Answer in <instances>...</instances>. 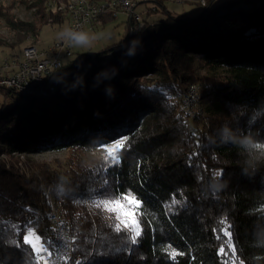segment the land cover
Segmentation results:
<instances>
[{
  "label": "trees",
  "instance_id": "trees-1",
  "mask_svg": "<svg viewBox=\"0 0 264 264\" xmlns=\"http://www.w3.org/2000/svg\"><path fill=\"white\" fill-rule=\"evenodd\" d=\"M19 1L34 18L17 19L9 7L0 11L21 37L0 40V47L31 45L44 26L67 21L55 8L70 0ZM199 2L184 0L188 14L154 1L142 25L130 20L125 38L82 57L80 79L52 99L27 100L0 89V152L73 153L125 138L117 165L88 166L70 156L64 168L25 176L0 161V264L35 262L23 245L29 221L42 240L52 241L50 204L41 201L46 187L70 230L66 264H89L106 247L123 246L115 219L92 201L102 191L129 190L147 204L140 242L135 253L125 251L110 264H173V251L178 264H226L231 254L219 251H230L225 231L236 264H264V152L254 147L264 144V0ZM114 14L96 22L107 24ZM153 14L159 17L148 21ZM190 84L200 87L204 117L188 118L176 101ZM173 198L184 202L175 206L178 214L169 211ZM12 239L20 248L7 243Z\"/></svg>",
  "mask_w": 264,
  "mask_h": 264
},
{
  "label": "rangeland",
  "instance_id": "rangeland-1",
  "mask_svg": "<svg viewBox=\"0 0 264 264\" xmlns=\"http://www.w3.org/2000/svg\"><path fill=\"white\" fill-rule=\"evenodd\" d=\"M154 1L156 0H133V2L135 3L134 10L135 12L138 13V15L140 16L142 20L146 19L148 10L150 11L154 10L153 9V7L155 6ZM163 1L166 3L168 9L170 10H174L177 12H185L188 14L191 13L190 5L184 3V0H163ZM199 3L200 5H202L201 4L202 1H200ZM61 4H64V3H61ZM8 7L10 8L9 12L12 14L13 17L17 19H20L22 21H30L34 18L33 11L27 9L24 6V4H22V2H20L19 0H0V11L2 13H4L5 9ZM55 9H57L58 11H64V9H62L59 6ZM157 17H159V15L153 14L152 17H149L147 20L150 21V20L156 19ZM127 23H128V16L121 11H118L114 16V19L108 22L107 24L102 25L94 21L91 24L90 29L86 33L88 37L87 42L83 45L77 44L76 42L73 43L72 45L73 56L71 58L79 59L87 54L96 53L114 44H117L128 33ZM67 26H68V18H67V21H65L63 24L44 26L41 29L38 38L35 40H31V41L29 40L28 42L32 43L31 45H34L39 49H45L47 46L52 44L54 40L58 39L59 37L63 36L66 33ZM19 39H21V37L17 36V34L9 30L6 26V23L3 17L0 16V40L9 44V43H15ZM20 48L21 46L16 47L14 49L9 48L7 46L0 47V64H2V62L6 58L7 59L10 58ZM67 71H68L67 69L62 70V74H65ZM200 74H203V70L200 71ZM60 76L61 75H59V73L53 74L49 80L50 81L54 80ZM192 85L200 89L198 84H190L189 86H192ZM180 96H177L176 101L180 102L179 100ZM180 105H181L183 113L185 114L184 108L182 107L181 102H180ZM201 116L204 117V112L202 113ZM118 141L119 140H115L113 142H110L108 144H105L103 146H100L98 148H95L89 151L77 149V150H74L73 153H71L70 151L66 149L43 151V152L34 153V154L8 155L6 153L0 152V161L4 162L7 166L14 165L18 167V169L22 173H24L25 176H28L32 172H37V169L41 167H44L50 170L58 168L59 166L64 168L63 164H65V162L67 161V159H69L70 156H74L75 158L80 160L83 164L88 165V166L105 165L108 162L112 161V159L108 155V149H113V151L116 152L117 149H114L113 145L115 143H118ZM41 199H42L41 200L42 202L48 201L50 204V207H49L50 219H51L52 212H58L63 221V218L61 215L60 203L57 200L53 199L50 187H46L43 190ZM117 212L121 214V219L127 221L129 224H131L132 220L135 218L134 216H129V215L124 214L125 212H127V209H117ZM103 214L108 220H111V218L115 219V215H116L115 212H109L105 209L103 211ZM64 225L68 229V233L65 238V244L67 246L66 247L67 255L65 256L62 264H66L67 258L70 254L69 252L71 250V242L69 240L70 230H69V227L65 223ZM54 234H55V230H54ZM54 234L52 236V241H54ZM37 246H39V243ZM46 255H47L46 252L40 253V256H42L43 259H39V264H46V262L47 264H54L53 256L50 259H47Z\"/></svg>",
  "mask_w": 264,
  "mask_h": 264
},
{
  "label": "built area",
  "instance_id": "built-area-1",
  "mask_svg": "<svg viewBox=\"0 0 264 264\" xmlns=\"http://www.w3.org/2000/svg\"><path fill=\"white\" fill-rule=\"evenodd\" d=\"M68 18L69 27L66 36L56 41L46 51H38L32 46L21 47L10 58H6L0 64V89H13L22 91L29 83L39 79L43 74L58 69L61 66L62 54L69 55V46L74 41L71 33H85L86 27L99 15L114 11L125 13L138 20L139 15L135 12L133 0H110L108 2H92L88 0H72L60 4ZM188 118L201 116L203 109L200 102L199 89L192 85L179 97ZM51 222L55 234L54 242L62 245L59 254H53L54 264H62L67 255L65 238L68 229L65 227L58 212H52Z\"/></svg>",
  "mask_w": 264,
  "mask_h": 264
},
{
  "label": "snow or ice",
  "instance_id": "snow-or-ice-1",
  "mask_svg": "<svg viewBox=\"0 0 264 264\" xmlns=\"http://www.w3.org/2000/svg\"><path fill=\"white\" fill-rule=\"evenodd\" d=\"M124 145L125 138H121L119 139L118 143L113 145V148L120 150L123 149ZM254 147L257 150L264 152V144L257 143L254 145ZM108 155L112 159L113 165L119 164L120 157L113 151V149H108ZM217 175H220V173H217ZM104 183L107 184L106 179ZM141 186H143V182ZM99 197L100 198L93 200L92 203L97 208H103L109 212L116 213V223L113 226V232L116 236V239L123 241L124 243L122 247H106L102 253L91 257L89 264H110V261L113 258H120L125 251L130 254L137 251V245L140 242L139 238H141V217L146 214L144 213V209L147 208V204L142 198H137V194H134L131 190L126 191L125 193L114 195H106L102 191L100 192ZM183 203L184 202L173 198L171 200L172 207L169 209V211H172L174 214H178L175 213V206L179 204L181 207H183ZM117 209H127V212L124 214L134 216L136 218H134L132 223L129 224L127 221L121 219V214L117 212ZM262 209H264V206H262ZM31 223L32 222L29 221L28 224L24 226L26 229V234L23 235V245L30 246L31 252L36 254V259L35 262L25 261L24 264H38L39 259H43V257L40 256L41 252H46L49 257L53 256L54 253L58 255L59 250L63 246L51 240H42V238L30 227ZM122 226L126 231L122 232ZM11 227L14 229V236H19L21 228L15 224H13ZM224 234L229 237L230 251L225 252L223 247H221L219 251L220 253H223L226 258L229 256V254H231V261H226V264H236V248L232 245L231 233L225 231ZM7 243L20 248V244L16 239L8 240ZM38 243L39 246H37ZM177 255L178 253L173 251V264H178V261L175 260ZM76 264H80V262L77 261ZM241 264H243V262H241Z\"/></svg>",
  "mask_w": 264,
  "mask_h": 264
},
{
  "label": "water",
  "instance_id": "water-1",
  "mask_svg": "<svg viewBox=\"0 0 264 264\" xmlns=\"http://www.w3.org/2000/svg\"><path fill=\"white\" fill-rule=\"evenodd\" d=\"M200 1H202L201 4L204 5V0H200ZM114 16H115V14H114ZM96 19L93 20L86 27L85 33H87V31L90 29L91 24L94 21H96ZM130 20L137 21V22H141V25H142V19L140 17H139L138 20H136V19L128 16V22ZM127 26H128V23H127ZM68 27H69V22H68V26H67L66 33L63 36L59 37L58 39L54 40L52 42V44H50L49 46H47L45 49H39V48H37L34 45H28V46H32V47L36 48L38 51H46L56 41H58L59 39H62V38H64L66 36V34L68 32ZM127 34H126V36H127ZM74 42L75 41H73L70 44V46H69V55L62 54V56L60 58L61 66L58 69H56L54 71H51L49 73L43 74L36 81H34L32 83H29L28 86L25 89H23L22 91H16V90L9 89V88H5V89L11 90L15 94L21 95L24 99H27V100H35V101H44V100L52 99V98L58 96L59 94H61L62 92L66 91L67 89H69L81 77V72L78 70L77 66L79 65L80 60H81L82 57L79 58V59H72L71 58L73 56V53H72V45H73ZM87 55H89V54H87ZM64 69L65 70L67 69L68 71L65 74H62V70H64ZM56 73H59V75H61V76L58 77V78H56V79H54V80H51L50 81L49 80L50 77L53 74H56Z\"/></svg>",
  "mask_w": 264,
  "mask_h": 264
},
{
  "label": "clouds",
  "instance_id": "clouds-1",
  "mask_svg": "<svg viewBox=\"0 0 264 264\" xmlns=\"http://www.w3.org/2000/svg\"><path fill=\"white\" fill-rule=\"evenodd\" d=\"M72 39L77 43V44H85L88 40L87 34L82 33V32H77V33H71ZM133 43H137V41H133ZM227 132V129H225Z\"/></svg>",
  "mask_w": 264,
  "mask_h": 264
}]
</instances>
